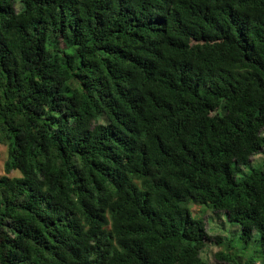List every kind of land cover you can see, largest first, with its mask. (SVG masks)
<instances>
[{
    "label": "trees",
    "instance_id": "1",
    "mask_svg": "<svg viewBox=\"0 0 264 264\" xmlns=\"http://www.w3.org/2000/svg\"><path fill=\"white\" fill-rule=\"evenodd\" d=\"M263 130L264 0H0V264L264 263Z\"/></svg>",
    "mask_w": 264,
    "mask_h": 264
},
{
    "label": "rangeland",
    "instance_id": "2",
    "mask_svg": "<svg viewBox=\"0 0 264 264\" xmlns=\"http://www.w3.org/2000/svg\"><path fill=\"white\" fill-rule=\"evenodd\" d=\"M262 134H264V130L262 132ZM7 156V148L6 145L4 144H0V175H2L4 173L3 170V163L4 160L6 159ZM264 160V149L262 151H260L257 154H254L251 156L250 158V163L252 165H257L261 162H263ZM17 172L16 171H11L9 173V175H16ZM204 219H205V224H206V228L209 232V234L211 235H221V236H225V234H231L233 231H237L234 235L233 238L237 237V234L239 232V227L235 224L234 225H230L228 221H226L224 215L222 214V212H212L209 210H206L204 215H203ZM224 217V219H223ZM208 251H207V255H206V261L207 264H224L222 262H219L215 257H214V253L219 250V247L217 245H215L213 242L209 241L208 244ZM255 246L252 245L251 246V250H254ZM254 264H264L262 262H255Z\"/></svg>",
    "mask_w": 264,
    "mask_h": 264
}]
</instances>
